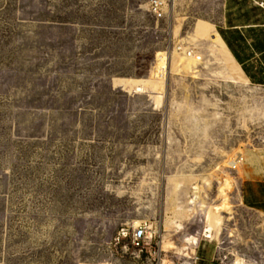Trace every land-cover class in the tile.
Masks as SVG:
<instances>
[{"label":"rangeland","instance_id":"rangeland-1","mask_svg":"<svg viewBox=\"0 0 264 264\" xmlns=\"http://www.w3.org/2000/svg\"><path fill=\"white\" fill-rule=\"evenodd\" d=\"M172 2L0 0V264H183L203 232L226 264H264L236 162L264 149V87L212 42L219 0Z\"/></svg>","mask_w":264,"mask_h":264},{"label":"crops","instance_id":"crops-1","mask_svg":"<svg viewBox=\"0 0 264 264\" xmlns=\"http://www.w3.org/2000/svg\"><path fill=\"white\" fill-rule=\"evenodd\" d=\"M172 3L174 15L175 0ZM218 3L213 26L218 37H212V42L224 61L237 64H226L234 72V80L264 87V0H219ZM240 199L245 208L264 212V149L248 150L245 155ZM201 236L196 237L200 240ZM199 240L193 264H226L219 257L216 244L207 240L199 243ZM190 250L191 246L186 249ZM183 255L190 257L189 252Z\"/></svg>","mask_w":264,"mask_h":264},{"label":"bare ground","instance_id":"bare-ground-1","mask_svg":"<svg viewBox=\"0 0 264 264\" xmlns=\"http://www.w3.org/2000/svg\"><path fill=\"white\" fill-rule=\"evenodd\" d=\"M182 52H183L182 55L184 56V58L181 59V64L184 67L183 69H185V70H187V71H189L191 73H195V71H196L195 69H197L198 64H201V61H202L201 58H199L197 55L193 56L192 53H189V50H182ZM167 55H168V53L166 55H164V56L167 57ZM165 60L166 59H164L162 62H164ZM196 189L200 190V187L198 186ZM233 189H234V185L230 181V179H228V178L227 179H223V181L221 183V186L219 188V198L221 199V203L219 204V208H218L219 212H225V211L226 212H231L232 211V205L230 204L229 193ZM199 199H200L199 192H195L194 193V198L192 200V203H194V201L199 200ZM138 225H139V222H135V226L134 227H136ZM177 226H178V228H180L181 225L179 224ZM203 236L206 237V238H212V236H210V234H208V232L207 233L203 232ZM186 243L187 244H192V245H197L198 238L196 236L190 237V238L186 239ZM193 255H195V252L191 253L190 257H188L189 260L187 262L185 261L183 264H193L194 263V259H195V257L194 258L191 257Z\"/></svg>","mask_w":264,"mask_h":264},{"label":"built area","instance_id":"built-area-1","mask_svg":"<svg viewBox=\"0 0 264 264\" xmlns=\"http://www.w3.org/2000/svg\"><path fill=\"white\" fill-rule=\"evenodd\" d=\"M161 7H162V3L161 2H154L152 4V8L154 11V15L158 16V17H162L161 15ZM245 158V153L243 152L242 154H238L236 157V162H238L240 159L244 160ZM148 232H147V228L145 227H137L134 231H133V236L131 239V243L135 248L138 249H143L145 247L146 244V240H147V236Z\"/></svg>","mask_w":264,"mask_h":264}]
</instances>
